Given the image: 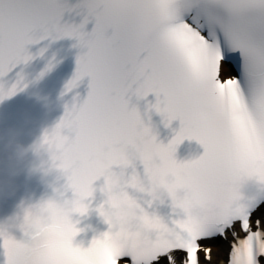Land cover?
<instances>
[{"label": "snow or ice", "instance_id": "obj_1", "mask_svg": "<svg viewBox=\"0 0 264 264\" xmlns=\"http://www.w3.org/2000/svg\"><path fill=\"white\" fill-rule=\"evenodd\" d=\"M63 38L81 49L65 90L89 78L45 134L66 183L26 217L23 240L0 226L5 264H264V0H0V79L33 59L29 45ZM22 80L0 82V99ZM149 94L166 127L180 122L167 144L130 106ZM185 139L203 154L178 161ZM247 180L261 190L245 198ZM97 190L107 231L76 245L72 217Z\"/></svg>", "mask_w": 264, "mask_h": 264}, {"label": "clouds", "instance_id": "obj_2", "mask_svg": "<svg viewBox=\"0 0 264 264\" xmlns=\"http://www.w3.org/2000/svg\"><path fill=\"white\" fill-rule=\"evenodd\" d=\"M48 65L43 72L50 70ZM26 87L27 84L23 76L22 86L18 91H23ZM10 97L4 96L0 99V103ZM29 122V118L25 116L24 123ZM53 129L45 130L43 135L32 143H24L18 139L20 133L13 128L0 129V199H11L17 195L20 188L19 177L22 173L29 176L36 174L47 176L53 170H58L56 165L59 150L50 141H45V134L48 133L50 136ZM39 204L40 202L31 204L21 201L20 208L23 215L20 228L27 223L26 217H35L40 214Z\"/></svg>", "mask_w": 264, "mask_h": 264}, {"label": "bare ground", "instance_id": "obj_3", "mask_svg": "<svg viewBox=\"0 0 264 264\" xmlns=\"http://www.w3.org/2000/svg\"><path fill=\"white\" fill-rule=\"evenodd\" d=\"M217 243H221V242H217ZM220 253H221L220 250L217 249V248L215 247V248H214V254H215L216 256H218Z\"/></svg>", "mask_w": 264, "mask_h": 264}]
</instances>
